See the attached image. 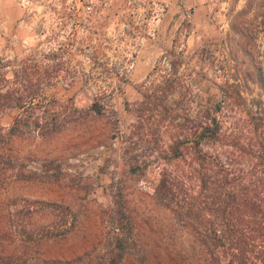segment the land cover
Instances as JSON below:
<instances>
[{
  "label": "rangeland",
  "instance_id": "rangeland-1",
  "mask_svg": "<svg viewBox=\"0 0 264 264\" xmlns=\"http://www.w3.org/2000/svg\"><path fill=\"white\" fill-rule=\"evenodd\" d=\"M15 1L33 34H0V62L36 95L0 114V248L110 255L120 232L112 264H204L154 188L206 109L242 140L264 135V0Z\"/></svg>",
  "mask_w": 264,
  "mask_h": 264
},
{
  "label": "trees",
  "instance_id": "trees-1",
  "mask_svg": "<svg viewBox=\"0 0 264 264\" xmlns=\"http://www.w3.org/2000/svg\"><path fill=\"white\" fill-rule=\"evenodd\" d=\"M5 66L0 62V114L36 95L23 90L25 84L7 86ZM205 111L173 136L170 167L160 172L155 198L194 234L204 264H264V135L242 140L225 131L211 109ZM121 215L113 218L117 231L126 228ZM126 241L118 232L110 255L85 252L70 258L29 259L0 248V264H112L123 256Z\"/></svg>",
  "mask_w": 264,
  "mask_h": 264
},
{
  "label": "crops",
  "instance_id": "crops-1",
  "mask_svg": "<svg viewBox=\"0 0 264 264\" xmlns=\"http://www.w3.org/2000/svg\"><path fill=\"white\" fill-rule=\"evenodd\" d=\"M172 2L173 0H162ZM15 0H0V34H2L5 39L10 41L14 40L17 35H21L22 40H28L32 37V24L27 23L26 18L23 17L25 15V10L21 8L17 4ZM147 45H154V43H148ZM138 60L143 63V65L147 64V70L144 73L148 74L150 71V66L154 61V58L150 55L141 58L140 55Z\"/></svg>",
  "mask_w": 264,
  "mask_h": 264
}]
</instances>
